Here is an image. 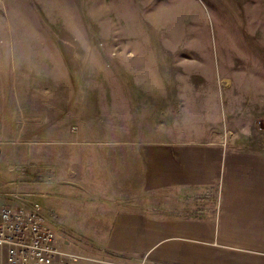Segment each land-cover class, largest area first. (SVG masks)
Wrapping results in <instances>:
<instances>
[{
	"label": "crops",
	"instance_id": "obj_1",
	"mask_svg": "<svg viewBox=\"0 0 264 264\" xmlns=\"http://www.w3.org/2000/svg\"><path fill=\"white\" fill-rule=\"evenodd\" d=\"M110 47L91 80L46 58L22 84L47 89L20 107L49 138L47 202L32 199L60 248L86 256L69 264H264V65L244 98L221 99L210 69L129 62ZM3 77L0 67V89L17 88ZM4 114L0 132H11L13 106L0 102Z\"/></svg>",
	"mask_w": 264,
	"mask_h": 264
},
{
	"label": "rangeland",
	"instance_id": "obj_2",
	"mask_svg": "<svg viewBox=\"0 0 264 264\" xmlns=\"http://www.w3.org/2000/svg\"><path fill=\"white\" fill-rule=\"evenodd\" d=\"M113 42L115 54H126L129 62L155 56L203 76L210 69L218 97L226 99L236 89L241 99L243 87L264 65V0H0L2 82L17 86L0 89V102L13 106V130L0 132V203L34 201L38 193L47 202L49 138L31 132L40 117L24 111L20 102L45 99L48 93L44 82L38 88L23 82L38 75L46 58L52 71L64 66L57 61L63 59L74 74L83 66V80H91V68L115 58ZM226 75L232 85L225 84ZM5 123L6 114L0 115V126ZM36 172L40 177L33 183L29 175Z\"/></svg>",
	"mask_w": 264,
	"mask_h": 264
},
{
	"label": "built area",
	"instance_id": "obj_3",
	"mask_svg": "<svg viewBox=\"0 0 264 264\" xmlns=\"http://www.w3.org/2000/svg\"><path fill=\"white\" fill-rule=\"evenodd\" d=\"M86 256L63 250L42 205H0V264H69Z\"/></svg>",
	"mask_w": 264,
	"mask_h": 264
}]
</instances>
